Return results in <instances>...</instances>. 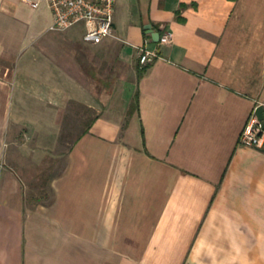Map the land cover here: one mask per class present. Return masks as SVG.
<instances>
[{"label":"crops","instance_id":"1","mask_svg":"<svg viewBox=\"0 0 264 264\" xmlns=\"http://www.w3.org/2000/svg\"><path fill=\"white\" fill-rule=\"evenodd\" d=\"M33 1L0 0V264H264V0H117L97 44Z\"/></svg>","mask_w":264,"mask_h":264},{"label":"built area","instance_id":"2","mask_svg":"<svg viewBox=\"0 0 264 264\" xmlns=\"http://www.w3.org/2000/svg\"><path fill=\"white\" fill-rule=\"evenodd\" d=\"M28 2L33 7L39 6L38 2ZM48 3L53 12L54 22L51 30L54 32H65L78 25H84L85 40L94 44L114 35L117 0H48ZM172 41L173 35L168 32L160 40L161 45H168ZM160 59L161 55L147 49L146 45L140 50L139 64L142 68ZM240 145L264 150V124L257 115H253L246 125Z\"/></svg>","mask_w":264,"mask_h":264},{"label":"rangeland","instance_id":"3","mask_svg":"<svg viewBox=\"0 0 264 264\" xmlns=\"http://www.w3.org/2000/svg\"><path fill=\"white\" fill-rule=\"evenodd\" d=\"M33 1V0H32ZM85 125L83 123H81V117H77V116H72L69 118L68 122L65 124V134L63 135V138H61L60 140V144H59V148L56 151V153H59L60 156L58 155L57 157H59V162L62 160L65 161V155L61 156L64 153H67V151L69 150V148L73 145L75 139L71 138V139H67L66 136H75L79 133H82L83 131V127ZM30 158V157H29ZM54 158V157H53ZM52 157H49L47 159V161L44 164H36L34 162H30L29 161V168L31 170V173H29V178H30V182L31 184L38 186L42 183L46 182V179L48 180L51 176H53V172L52 170L55 171V160H53ZM52 167L54 169H52ZM36 188V189H35ZM33 188L34 190H39L38 187Z\"/></svg>","mask_w":264,"mask_h":264},{"label":"water","instance_id":"4","mask_svg":"<svg viewBox=\"0 0 264 264\" xmlns=\"http://www.w3.org/2000/svg\"><path fill=\"white\" fill-rule=\"evenodd\" d=\"M257 116L258 118L263 122L264 124V106H260L258 109H257Z\"/></svg>","mask_w":264,"mask_h":264}]
</instances>
